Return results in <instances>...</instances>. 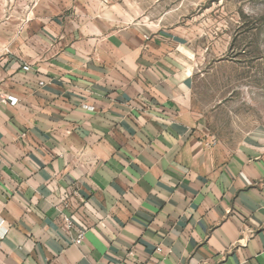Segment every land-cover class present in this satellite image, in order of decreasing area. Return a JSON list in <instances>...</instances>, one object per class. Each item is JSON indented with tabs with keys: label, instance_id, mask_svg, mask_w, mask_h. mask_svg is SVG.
I'll return each mask as SVG.
<instances>
[{
	"label": "crops",
	"instance_id": "0c3cea01",
	"mask_svg": "<svg viewBox=\"0 0 264 264\" xmlns=\"http://www.w3.org/2000/svg\"><path fill=\"white\" fill-rule=\"evenodd\" d=\"M14 14H0V264H264V126L215 140L187 40L39 14L18 31Z\"/></svg>",
	"mask_w": 264,
	"mask_h": 264
},
{
	"label": "rangeland",
	"instance_id": "374dc122",
	"mask_svg": "<svg viewBox=\"0 0 264 264\" xmlns=\"http://www.w3.org/2000/svg\"><path fill=\"white\" fill-rule=\"evenodd\" d=\"M0 4H5L0 5L1 15L6 9L15 18L23 15V21L15 23L18 31L38 14L67 18L87 28L102 19L113 27L143 21L152 28L175 31L187 40L195 97L210 119L215 140L233 148L246 132L264 126V0H0ZM12 43L0 40V50L11 51Z\"/></svg>",
	"mask_w": 264,
	"mask_h": 264
},
{
	"label": "built area",
	"instance_id": "2783aa9c",
	"mask_svg": "<svg viewBox=\"0 0 264 264\" xmlns=\"http://www.w3.org/2000/svg\"><path fill=\"white\" fill-rule=\"evenodd\" d=\"M26 69H29V66H25ZM44 82L41 81L40 84H43ZM8 101L10 104L15 105L18 102V99L16 97L13 96H9L8 97ZM63 214V220L65 223V226L67 227V229L72 230L75 227V215L74 214H69V213H62ZM85 229L83 227H78V229L76 230V235L73 236V241L78 243L80 242L85 234ZM159 250H161L160 248H158Z\"/></svg>",
	"mask_w": 264,
	"mask_h": 264
}]
</instances>
